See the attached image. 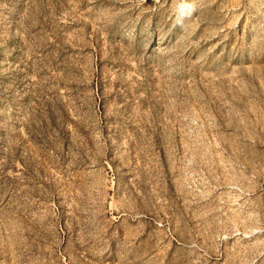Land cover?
Wrapping results in <instances>:
<instances>
[{"label": "rangeland", "instance_id": "obj_1", "mask_svg": "<svg viewBox=\"0 0 264 264\" xmlns=\"http://www.w3.org/2000/svg\"><path fill=\"white\" fill-rule=\"evenodd\" d=\"M0 264H264V0H0Z\"/></svg>", "mask_w": 264, "mask_h": 264}, {"label": "clouds", "instance_id": "obj_2", "mask_svg": "<svg viewBox=\"0 0 264 264\" xmlns=\"http://www.w3.org/2000/svg\"><path fill=\"white\" fill-rule=\"evenodd\" d=\"M185 9H187V11H185ZM194 8L192 5H189V4H181L180 6V16H190L191 15V11H193ZM177 23H180L182 24L183 23V20H180V19H177Z\"/></svg>", "mask_w": 264, "mask_h": 264}]
</instances>
